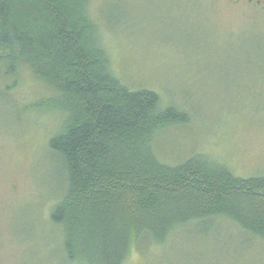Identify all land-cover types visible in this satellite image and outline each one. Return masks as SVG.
<instances>
[{
  "label": "rangeland",
  "instance_id": "obj_1",
  "mask_svg": "<svg viewBox=\"0 0 264 264\" xmlns=\"http://www.w3.org/2000/svg\"><path fill=\"white\" fill-rule=\"evenodd\" d=\"M87 10L113 76L185 115L155 138L159 160L203 155L264 176V12L227 0H89ZM16 70L0 73V264H72L50 220L65 183L47 144L63 117L45 103L51 89ZM201 233L180 231L154 256L132 245L122 264H262L233 226Z\"/></svg>",
  "mask_w": 264,
  "mask_h": 264
},
{
  "label": "trees",
  "instance_id": "obj_2",
  "mask_svg": "<svg viewBox=\"0 0 264 264\" xmlns=\"http://www.w3.org/2000/svg\"><path fill=\"white\" fill-rule=\"evenodd\" d=\"M88 3L0 0V73L27 67L63 117L47 145L63 168L65 194L50 220L68 261L122 264L132 245L154 256L178 232L206 234L219 222L264 253V176L237 177L203 155L159 160L155 138L185 115L113 76Z\"/></svg>",
  "mask_w": 264,
  "mask_h": 264
},
{
  "label": "flooded vegetation",
  "instance_id": "obj_3",
  "mask_svg": "<svg viewBox=\"0 0 264 264\" xmlns=\"http://www.w3.org/2000/svg\"><path fill=\"white\" fill-rule=\"evenodd\" d=\"M233 2L235 4H239L244 1L248 6L252 7V9L264 12V0H227Z\"/></svg>",
  "mask_w": 264,
  "mask_h": 264
}]
</instances>
